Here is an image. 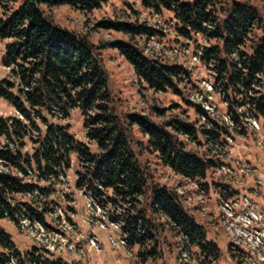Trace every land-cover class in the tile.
I'll use <instances>...</instances> for the list:
<instances>
[{
  "label": "trees",
  "instance_id": "obj_1",
  "mask_svg": "<svg viewBox=\"0 0 264 264\" xmlns=\"http://www.w3.org/2000/svg\"><path fill=\"white\" fill-rule=\"evenodd\" d=\"M106 1L0 0V42L5 43L1 64L11 70L10 78L0 79V100L22 117H0V139L7 140L0 148V166L8 169L0 170V221L9 219L18 225L19 218L25 216L44 223L51 209L49 201L44 200L42 210L35 204L39 197L48 200L55 193L56 182L72 168L75 155L80 166L77 189L107 209L112 222L123 223L127 247L138 250L142 263L163 258L161 237L165 230L180 238L179 247L197 256L198 264L217 263L218 246L208 241L204 227L184 208L175 190L152 181L136 148L148 149L164 167L207 189L204 180L208 171L218 166L209 145H218L227 128L199 104H194L197 115L210 125L198 126L182 115L168 116L174 108L155 106L150 115L117 113L99 47L57 25L47 12L69 7L89 15ZM140 2L151 13H172L181 38L200 35L214 43L203 48L202 62L213 67L215 88L225 96L227 113L237 125L241 123L238 108L244 115L264 119V29L260 37L254 34L261 22L256 7L236 0ZM96 26L123 36L107 47L132 66L138 86L156 94H183L179 85L190 77L188 70L176 62L147 56L141 47V43L159 37L160 30L138 20H102ZM77 109L84 118L87 144L76 140L69 124L47 123V118L64 122ZM36 118L46 130L36 141L34 154L14 151L12 143L29 136ZM135 129L148 138L147 146L135 140ZM181 138L207 150L203 154L189 150ZM90 145L96 146L97 153ZM32 170L36 177L29 174ZM41 181L48 186L40 187ZM35 192L39 196L34 200H16L18 196H35ZM13 250L11 237L0 227V255Z\"/></svg>",
  "mask_w": 264,
  "mask_h": 264
},
{
  "label": "rangeland",
  "instance_id": "obj_2",
  "mask_svg": "<svg viewBox=\"0 0 264 264\" xmlns=\"http://www.w3.org/2000/svg\"><path fill=\"white\" fill-rule=\"evenodd\" d=\"M236 1L248 3L258 9L261 22L256 25L254 34L260 37L264 29V0ZM47 12L57 25L85 36L90 42L99 47L97 52L100 54L103 67L109 76L112 96L115 99L114 106L119 115L123 116L127 113L150 115L153 107L156 106L166 109L174 108V112L168 113V116L182 115L184 119L196 123L198 126L210 125L206 119L197 115L194 104H202L201 107L212 113L211 118L219 121L222 125L224 124L228 103L225 101V96L215 87L214 90L211 88L215 84V72L212 66L191 65L189 60L183 56L179 58V61L185 64V68L190 74V77L179 85V89L183 94L178 95L173 91L156 94L149 89L138 86L132 66L117 51L107 47L114 40L124 39L123 36L99 29L96 26L102 20L147 22L160 30L161 35L154 40L141 43V47L147 56L158 58L166 63L178 61L173 54L168 53L173 49L183 52L188 49L194 53L195 50L214 44L200 35H193L191 39L181 38L178 35V25L172 13H151L141 6L140 0H107L100 10L89 15L82 14L69 7H59ZM4 45L5 43L0 42V79L11 77V70L4 68L1 64ZM199 97L203 98L204 101L198 100ZM0 117L22 119L13 107L3 100H0ZM33 122L34 125H31L29 136L22 141L16 139L17 144L12 143L14 151L19 149L22 154H34V150L38 146L36 141L40 135L44 136L46 127L41 119L36 118ZM47 123L69 124L70 132L76 140L88 143L84 118L78 109L73 111L70 118L64 122L47 118ZM260 125L262 127L260 137L264 139L263 119L260 120ZM247 130L248 128L231 132V137L235 139L233 148L231 146L230 148L225 147L224 144V146L219 147L209 145L214 148H212L211 156L214 158H216V155L221 157L220 163L224 166L220 164L217 168L208 171L207 178L204 180V183L209 186L208 191L197 183L189 182L169 168L164 167L148 149L140 148V146L136 148L141 161L153 176L152 181L175 190L181 196L185 209L195 217L199 225L204 227L208 241L214 242L218 246L220 258L216 264H238L237 261L241 260L243 254L238 248L231 245L232 240L229 237H232L234 233L230 228H235L233 226L225 227L228 225V221L224 217L221 207L222 201L219 197V194L223 195L220 193L223 184H229L230 190L228 188L227 190L234 194L229 200L244 204V199L248 198L264 209V152L256 145L253 135L246 133ZM133 136L137 142L147 146L148 138L140 131L135 129ZM181 139L187 143L189 150L199 154H203L207 150L206 147L187 141L186 138ZM199 141L206 146V141L202 136L199 137ZM21 142L24 145H21ZM6 144L7 140L1 138L0 148ZM90 149L93 153H97L96 146L90 145ZM241 163L249 164L251 168L257 169V172L247 176L240 174L241 165L239 164ZM229 167L235 174L229 173V170H227ZM79 169L77 158L72 155V168L67 171L66 177L60 183L57 184L56 182L55 193L48 200L41 197L37 202L38 204H35L38 206L37 208L42 210L44 203H46L44 200H46L49 201L48 206L50 208L63 210L62 215L58 212V215L62 216L60 220H55V217H45L44 222L49 232H53L61 226L66 228L67 224L71 227L75 224L71 231L72 233L75 231L73 243L79 249L72 252L66 250L63 253L48 254L47 257L52 262L61 261L62 264H198L195 261L198 257L180 248V238L170 233L169 230H165L161 237L163 241L161 247L164 250L163 258L155 262L149 260L142 263L137 257V249L129 250L120 245V235L110 227L109 222L106 230L99 226L92 227L90 224H84V219L88 216L84 214L87 208L86 198L77 190L76 173ZM0 170L7 171L3 166H0ZM39 185L42 188L48 186L43 181ZM16 199L19 202H27V199L23 197L18 196ZM52 200L55 203H51ZM92 225L97 224L94 222ZM0 227L11 237L25 264H30L29 256L45 259L41 246L31 240L28 234L22 232L14 222L4 219L0 221ZM91 235L97 238L100 250L90 245L89 238H91ZM80 236L83 237L82 240H80ZM110 236L116 240L117 246L112 245ZM259 252L263 254L262 250ZM256 264L264 263L257 259Z\"/></svg>",
  "mask_w": 264,
  "mask_h": 264
},
{
  "label": "built area",
  "instance_id": "obj_3",
  "mask_svg": "<svg viewBox=\"0 0 264 264\" xmlns=\"http://www.w3.org/2000/svg\"><path fill=\"white\" fill-rule=\"evenodd\" d=\"M152 38L151 40H154ZM169 54H173L174 58L176 57V63L181 65L182 63L179 61V58L183 56L189 60L191 65H200L202 63V50H197L195 53H191L188 49L180 51L178 49H173L168 52ZM171 63V62H169ZM212 88V87H211ZM213 89V88H212ZM198 100L204 101L203 98H198ZM206 102V101H205ZM208 103V102H206ZM210 106V105H208ZM213 108V106H211ZM210 108V107H209ZM211 109V108H210ZM212 110V109H211ZM214 111V109H213ZM242 110H239L241 113ZM211 113V112H210ZM212 114V113H211ZM243 124L245 127L249 129L250 132L255 135L257 139V145L262 148L264 151V140L259 136L261 134L262 128L259 124L258 120L248 116H242ZM224 121L231 128L235 127V123L232 118L228 115L224 116ZM229 141L232 142V139L229 138ZM8 171V169L6 168ZM230 174H235L231 168H228ZM255 169H251L248 165H243L240 168V173L244 176L248 174L255 173ZM30 175H34L32 171H29ZM22 177V175H19ZM38 196V192H35V196H28L27 198L30 200L36 199ZM36 197V198H35ZM222 201V211L224 213V217L226 218L227 226H233L235 229L233 230V236L229 237L232 241V245L242 252L241 260H238V264H256V260L258 259L261 263H264V210L259 206L251 203L247 198L244 199V204H240L239 202H233L221 199ZM87 208L85 214L88 216L87 221L89 223L96 222V224H100L101 227H105L102 219L105 218L106 212L99 206V204L92 198L87 197ZM63 210L60 208H56L53 211L49 212V215L55 220H60L62 216ZM19 226L22 231L26 232L28 236L41 246V251L43 255H48L51 253H62L66 250L68 251H76L78 247L73 244L69 236L72 235V227L67 224L66 228L58 227L55 231L49 232L48 229L41 223L37 221H32L31 219L23 216L19 218ZM116 229H120L122 224L118 223L113 225ZM122 245H125V242H121ZM91 244L96 246L95 240H91ZM244 249V250H243ZM263 251V254H260L259 251ZM31 264H45L43 259L33 258L31 259ZM0 264H25V261L20 256L0 255Z\"/></svg>",
  "mask_w": 264,
  "mask_h": 264
}]
</instances>
